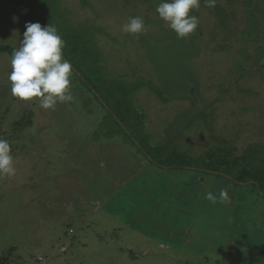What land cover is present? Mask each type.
<instances>
[{"label":"rangeland","instance_id":"obj_1","mask_svg":"<svg viewBox=\"0 0 264 264\" xmlns=\"http://www.w3.org/2000/svg\"><path fill=\"white\" fill-rule=\"evenodd\" d=\"M160 2L54 5L68 26L92 30L110 78L141 86L134 104L150 142L172 141L200 165L225 140L238 155L264 145V50L242 41L245 0H200L186 38L158 16ZM137 16L147 30L124 33ZM31 20L21 4L0 0V138L16 168L0 177V264H264L257 187L222 172L163 169L124 133L98 136L105 109L73 69L74 99L54 110L11 94V54Z\"/></svg>","mask_w":264,"mask_h":264},{"label":"trees","instance_id":"obj_2","mask_svg":"<svg viewBox=\"0 0 264 264\" xmlns=\"http://www.w3.org/2000/svg\"><path fill=\"white\" fill-rule=\"evenodd\" d=\"M13 1L21 4L31 14L33 23L39 22L42 26L52 24L58 29L64 40V58L71 63L72 69L105 109L98 136L103 134L112 138L115 131L122 132L152 163L163 169L199 168L202 172H222L239 185H254L264 195V145H255L246 149L242 155H238L235 153V146L225 140L224 147L220 144L212 150L213 153L208 152L210 154L207 158L202 157L201 165L195 163L190 153L171 149L172 141L156 146L150 142L148 130L144 129L145 122L142 124L143 112L134 104L135 94L141 86L135 83L124 84L121 79L109 77L92 30H83L82 26L77 28L68 26L65 16L63 19L59 16L54 0ZM245 2L246 8L249 9L248 26L242 32V41L255 46L257 53L260 54L264 50L261 44L264 42V8L254 0ZM109 125H112L111 128Z\"/></svg>","mask_w":264,"mask_h":264},{"label":"clouds","instance_id":"obj_3","mask_svg":"<svg viewBox=\"0 0 264 264\" xmlns=\"http://www.w3.org/2000/svg\"><path fill=\"white\" fill-rule=\"evenodd\" d=\"M205 3L208 7H215L216 0H205ZM199 6L200 0H161L156 12L177 38H186L198 27V17L190 13ZM25 29L19 47L11 54L8 75L11 94L24 101L38 99L43 109L54 110L58 102L73 101L72 65L63 56L64 40L58 29L52 24L42 26L39 22H26ZM121 30L136 36L147 28L144 19L137 16L129 17ZM15 174L11 145L7 139L0 138V177ZM206 199L217 202V197L211 192L206 194ZM219 199H227L225 190H221Z\"/></svg>","mask_w":264,"mask_h":264},{"label":"crops","instance_id":"obj_4","mask_svg":"<svg viewBox=\"0 0 264 264\" xmlns=\"http://www.w3.org/2000/svg\"><path fill=\"white\" fill-rule=\"evenodd\" d=\"M159 245H160L161 247H164L165 242H164V241H160Z\"/></svg>","mask_w":264,"mask_h":264}]
</instances>
